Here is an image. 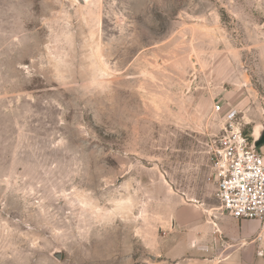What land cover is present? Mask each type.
Listing matches in <instances>:
<instances>
[{
  "label": "rangeland",
  "instance_id": "1",
  "mask_svg": "<svg viewBox=\"0 0 264 264\" xmlns=\"http://www.w3.org/2000/svg\"><path fill=\"white\" fill-rule=\"evenodd\" d=\"M263 24L264 0H0V264H149L180 203L218 207L214 107L264 133Z\"/></svg>",
  "mask_w": 264,
  "mask_h": 264
},
{
  "label": "crops",
  "instance_id": "2",
  "mask_svg": "<svg viewBox=\"0 0 264 264\" xmlns=\"http://www.w3.org/2000/svg\"><path fill=\"white\" fill-rule=\"evenodd\" d=\"M178 209L169 233L175 242L150 254L149 264H264V255L250 243L259 232V222L193 203H180Z\"/></svg>",
  "mask_w": 264,
  "mask_h": 264
},
{
  "label": "built area",
  "instance_id": "3",
  "mask_svg": "<svg viewBox=\"0 0 264 264\" xmlns=\"http://www.w3.org/2000/svg\"><path fill=\"white\" fill-rule=\"evenodd\" d=\"M224 115L222 127L208 143L217 180V207L222 215L259 222L260 229L250 243L264 255V153L253 145L234 108L217 103Z\"/></svg>",
  "mask_w": 264,
  "mask_h": 264
},
{
  "label": "water",
  "instance_id": "4",
  "mask_svg": "<svg viewBox=\"0 0 264 264\" xmlns=\"http://www.w3.org/2000/svg\"><path fill=\"white\" fill-rule=\"evenodd\" d=\"M263 26H264V24H263ZM255 132H256V130H255ZM263 135H264L263 130H262V128H260L258 135L255 134V137L253 139V145L256 148H259L260 144H262L264 142V136ZM54 256H56L58 259H61V257H62L61 251L54 252Z\"/></svg>",
  "mask_w": 264,
  "mask_h": 264
},
{
  "label": "bare ground",
  "instance_id": "5",
  "mask_svg": "<svg viewBox=\"0 0 264 264\" xmlns=\"http://www.w3.org/2000/svg\"><path fill=\"white\" fill-rule=\"evenodd\" d=\"M259 131H260V127H256V132H255V134L258 135Z\"/></svg>",
  "mask_w": 264,
  "mask_h": 264
},
{
  "label": "trees",
  "instance_id": "6",
  "mask_svg": "<svg viewBox=\"0 0 264 264\" xmlns=\"http://www.w3.org/2000/svg\"><path fill=\"white\" fill-rule=\"evenodd\" d=\"M247 135H248V136H249V138L251 139V136H250V134H248V133H247Z\"/></svg>",
  "mask_w": 264,
  "mask_h": 264
}]
</instances>
